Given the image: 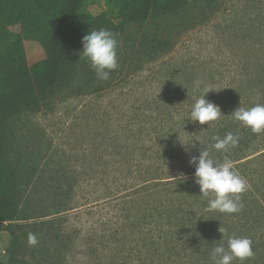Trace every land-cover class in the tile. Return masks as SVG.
Returning a JSON list of instances; mask_svg holds the SVG:
<instances>
[{
    "label": "rangeland",
    "instance_id": "obj_1",
    "mask_svg": "<svg viewBox=\"0 0 264 264\" xmlns=\"http://www.w3.org/2000/svg\"><path fill=\"white\" fill-rule=\"evenodd\" d=\"M218 1L210 17L209 0H198L177 15L128 25L117 36L120 67L108 81L77 66L64 86L8 120V155L28 185L16 221L0 225L3 263L174 264L164 242L150 245L142 223L157 198L139 200L135 185L150 167L198 157L195 138L205 131L187 118L205 85L239 83L245 66L256 77L259 59L264 64V0ZM104 10L103 0L87 6L94 16ZM148 34H163L167 45L148 55L140 48ZM23 45L29 65L44 59L37 43ZM222 94L205 98L221 103ZM254 168L260 166H251L253 175ZM114 203L130 221H118Z\"/></svg>",
    "mask_w": 264,
    "mask_h": 264
},
{
    "label": "trees",
    "instance_id": "obj_2",
    "mask_svg": "<svg viewBox=\"0 0 264 264\" xmlns=\"http://www.w3.org/2000/svg\"><path fill=\"white\" fill-rule=\"evenodd\" d=\"M93 1L0 0V225L16 221L24 193L22 186L28 185L23 170L8 155V120L23 110L36 107L48 92L64 86L75 67L84 70L90 67L85 58H80L82 38L90 30L104 28L118 36L130 24L142 25L177 15L198 3V0H103L105 10L94 16L87 11ZM218 8V0H209V17ZM24 41L37 43L44 59L29 65ZM164 45L167 41L163 34H148L140 42V48L148 55ZM258 54L264 62V38L258 44ZM89 72L93 73L91 68ZM225 74L230 76L231 73L227 71L221 76L225 77ZM242 77L244 80L239 83L236 80L228 85L212 83L213 94L222 91V95L227 96L217 97L221 103H215L224 106L220 109L225 116L211 127L196 126L197 132L204 130L205 135L195 138L198 142L194 152L199 156L200 150L206 147L217 162H223L225 157L234 162L235 170L248 183V190L241 196V203L247 208L232 215L207 210L208 198L200 196V188L195 182L196 166L192 164L167 165L160 171L150 167L148 172L145 171V180L135 185L133 194L139 200L145 196L157 198L142 223L150 245L154 247L164 242L168 251L171 250L174 264L177 260L182 261L181 264H212L213 242L222 239L220 227L229 236L252 240L254 257L245 264H264V132L253 133L230 116L239 105L251 108L264 104V64L259 59L256 77L247 66L243 67ZM229 132L239 134L238 146L228 152L213 149L215 141L212 138H223ZM255 164L260 168L258 173L254 168L253 175L251 166ZM178 195L186 199L180 200ZM114 208L118 210V221H130L128 210L119 211L115 203ZM201 208L203 211L197 215ZM8 225L2 230L9 231L14 248L16 236ZM0 264L5 263L0 259Z\"/></svg>",
    "mask_w": 264,
    "mask_h": 264
},
{
    "label": "clouds",
    "instance_id": "obj_3",
    "mask_svg": "<svg viewBox=\"0 0 264 264\" xmlns=\"http://www.w3.org/2000/svg\"><path fill=\"white\" fill-rule=\"evenodd\" d=\"M119 44L117 34L104 28L90 30L82 38L83 50L80 53V58L87 60L98 81H108L111 74L119 69ZM196 83L200 85L202 82L197 81ZM212 91L211 87L207 85L202 88L201 95L195 99L191 106L187 118L189 121L211 127L225 116L221 113L218 105L205 98ZM230 116L253 133L264 132V104H256L251 108L239 105ZM212 139L215 141L212 144L213 149L228 152L238 146L240 136L238 133L229 132L223 138L214 136ZM195 142L190 145L181 143V145L187 148L194 146ZM190 164L196 166L195 182L200 188V196L208 198L207 210L226 215L241 212L244 207L241 203V196L248 190V183L235 170L234 162L231 159L225 157L223 162H217L205 147L200 150L198 157L194 156L190 159ZM219 232L222 239L213 242L214 247L210 254L212 264H234L235 261L245 264L246 261L254 257L250 238L229 236L222 227ZM29 242L36 244L34 235L29 234Z\"/></svg>",
    "mask_w": 264,
    "mask_h": 264
}]
</instances>
